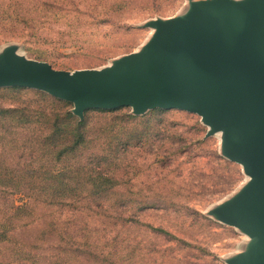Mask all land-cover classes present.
Instances as JSON below:
<instances>
[{
	"label": "rangeland",
	"instance_id": "1",
	"mask_svg": "<svg viewBox=\"0 0 264 264\" xmlns=\"http://www.w3.org/2000/svg\"><path fill=\"white\" fill-rule=\"evenodd\" d=\"M202 1L0 0V57L70 73L115 70L149 51L167 23L187 18L192 3ZM14 88H0V170L17 173L29 170L23 152L32 151L28 140L45 126L18 125L17 115L2 110L50 114L67 104L75 116V105L36 89ZM114 110L84 113L92 142L79 158L114 160L111 167L96 165L107 179L103 188L114 187V193L85 191L76 200L65 199L70 206H52L5 192L15 184L6 188L0 178V220L10 199L36 206L35 217L24 216L0 244V264H230L245 254L251 239L212 215L254 181L225 157L224 133L208 135L203 119L185 111ZM111 125L115 138L103 133ZM134 132L138 136L130 139Z\"/></svg>",
	"mask_w": 264,
	"mask_h": 264
},
{
	"label": "water",
	"instance_id": "2",
	"mask_svg": "<svg viewBox=\"0 0 264 264\" xmlns=\"http://www.w3.org/2000/svg\"><path fill=\"white\" fill-rule=\"evenodd\" d=\"M36 89L90 109L151 107L200 116L224 133L226 158L253 178L235 199L212 212L251 239L230 264H264V0L192 3L187 18L167 23L151 49L118 69L59 71L16 56L0 57V88Z\"/></svg>",
	"mask_w": 264,
	"mask_h": 264
},
{
	"label": "trees",
	"instance_id": "3",
	"mask_svg": "<svg viewBox=\"0 0 264 264\" xmlns=\"http://www.w3.org/2000/svg\"><path fill=\"white\" fill-rule=\"evenodd\" d=\"M14 89L21 90L22 88L15 87ZM61 103L64 104L62 101ZM64 105L66 108L55 110L50 114L46 112L39 114L35 111L32 115L28 108L2 110L4 114L17 115L19 117L18 125L28 126L36 122L41 128L45 126L44 132L28 140L32 151L23 152L29 170L20 169L17 173L11 169L0 170V178L9 184L5 186L6 188L12 183L15 184L11 187L12 190L8 188L5 192H20L25 198L33 202L37 200L52 206H70L65 202V199L73 198L76 200L85 191H89V194L92 195L114 193V187L103 188V183L107 179L105 180L103 170L96 167V165L101 166L102 162H107L111 167L114 165V160H104L101 156H95L86 161L79 160L92 142L89 140V119L86 116L83 121L79 120L70 113L68 105ZM97 111L105 112L103 110ZM131 119L133 117H124L122 121ZM106 129L103 130V133L115 138L114 126L111 125ZM128 136L130 139L135 138L138 136V132L129 133ZM3 172H5L4 176ZM7 205L0 220V230L3 229L0 234V244L7 242L9 232L19 228L21 222L18 221L22 220L24 216L34 218L36 215V206L30 205L28 202L16 205L10 199ZM103 259L105 262L106 256H103Z\"/></svg>",
	"mask_w": 264,
	"mask_h": 264
}]
</instances>
